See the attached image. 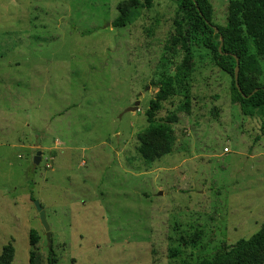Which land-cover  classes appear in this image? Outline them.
<instances>
[{
  "label": "rangeland",
  "instance_id": "374dc122",
  "mask_svg": "<svg viewBox=\"0 0 264 264\" xmlns=\"http://www.w3.org/2000/svg\"><path fill=\"white\" fill-rule=\"evenodd\" d=\"M131 1L0 0V255L12 248L11 264H28L30 251L47 264L35 200L56 264L196 263L264 224L261 119L240 113L231 78L193 46L149 122L161 75L183 60L166 50L178 6L153 0L113 28ZM209 2L213 24L224 26L229 0ZM151 125L169 128L174 142L146 160L148 144L163 146Z\"/></svg>",
  "mask_w": 264,
  "mask_h": 264
},
{
  "label": "trees",
  "instance_id": "16d2710c",
  "mask_svg": "<svg viewBox=\"0 0 264 264\" xmlns=\"http://www.w3.org/2000/svg\"><path fill=\"white\" fill-rule=\"evenodd\" d=\"M178 6L177 18L174 20V37L166 50L173 52L179 49L183 60L176 68L174 75H161L158 82L159 91L149 102L146 112L147 120L151 122L161 104L173 95V88L182 81L183 74L193 60L192 47L204 46L212 55L215 65L231 78L230 101L239 107L240 113L252 118L261 119L260 131L264 133V0H229L227 5L226 23L224 26L212 22L213 8L209 0H176ZM153 0H132L128 5L120 7L118 16L113 20V28H124L132 23L142 10L152 8ZM217 31H215V29ZM238 60L237 87L234 81L236 59ZM256 90V92H254ZM181 108L188 111L189 101L185 99ZM150 136L161 139L163 146L148 144L144 153L146 160L150 155L160 151L163 154L171 152L173 132L162 126L151 125ZM33 199V196H30ZM38 233L29 232V245L35 246ZM12 248L4 247L0 255L1 264H11ZM34 251L29 252L28 264H38ZM50 252L47 264H56ZM183 264H264V224L248 239H240L234 245L223 246L212 258L196 263Z\"/></svg>",
  "mask_w": 264,
  "mask_h": 264
},
{
  "label": "water",
  "instance_id": "95a60500",
  "mask_svg": "<svg viewBox=\"0 0 264 264\" xmlns=\"http://www.w3.org/2000/svg\"><path fill=\"white\" fill-rule=\"evenodd\" d=\"M215 31L216 28H214ZM236 59V58H235ZM238 60L236 59V67H235V70H234V81H235V85L237 87V77H238ZM256 92V90L254 91ZM140 97V95H139ZM139 104V101H136L135 102V106H137ZM135 109V107L133 108H128L126 109V111H133ZM40 152H37L35 157L33 158V165H32V169L34 170L36 168V166L39 164L40 162ZM34 206L36 208V211L38 212L39 214V219H40V222L45 230V235H46V239H47V243H48V251L50 252V261L54 255L53 251H52V242H51V238H50V231H49V226L46 222V216H45V212L42 208V206L40 205V203L38 201H34Z\"/></svg>",
  "mask_w": 264,
  "mask_h": 264
}]
</instances>
